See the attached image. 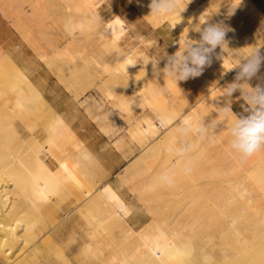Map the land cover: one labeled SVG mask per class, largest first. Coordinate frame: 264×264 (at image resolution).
Segmentation results:
<instances>
[{
    "label": "bare ground",
    "instance_id": "6f19581e",
    "mask_svg": "<svg viewBox=\"0 0 264 264\" xmlns=\"http://www.w3.org/2000/svg\"><path fill=\"white\" fill-rule=\"evenodd\" d=\"M19 1L0 0V3L16 5ZM28 1L33 6L30 16L37 18L41 0ZM65 1L73 2L78 16L63 18L66 45L54 49L52 57L41 56L48 68L59 70L60 64L56 67L51 59L64 65L75 58L79 52L73 47L79 42L78 35L95 27H100L96 41L102 42L103 53L109 58L95 63L105 74L136 71L157 59L144 49L125 43L129 39L128 18L118 15L106 23L97 11L100 0ZM236 1L233 3L240 2ZM140 2L145 6L151 0ZM192 2L181 0L179 10L171 17L153 16L154 26L174 35L187 34L183 39L175 38L183 44L188 38H200L194 29L208 18V10L206 4L192 10L187 7ZM23 12L25 18L27 12L24 9ZM142 15H146L145 9ZM263 29L259 27L258 31ZM232 36L245 44L252 40L241 39L236 31ZM138 38L145 42L142 36ZM146 44L158 51L153 42ZM209 66L220 72L216 78L219 86L212 89V101L203 104L200 101L199 109L196 105L188 107L181 115L172 107L175 103L172 88L160 90L148 84L136 91L111 93V116L125 118L130 138L142 150L133 167L126 168L119 178L121 188L133 185L134 198L128 205L119 200L117 191L112 190L115 187L112 191L100 190L107 182L99 185L94 158L70 125L49 110V101L46 103L33 87L17 86L22 74V79L25 77L30 85L29 78L20 71L21 77L9 73V79L7 71V75L1 73L0 261L7 264H264V179L258 174L260 165L264 164V149L241 159L230 147L226 127L214 139L211 122L217 118L216 101H223L222 88L234 82L236 75H233V62L222 49L214 50ZM10 78L14 81L12 85ZM143 89L148 93L144 94ZM165 92L169 97L164 96ZM85 109L96 120L101 105L91 103ZM43 115L52 117L54 141L40 142L33 134ZM163 115L170 117L166 124L161 123ZM18 120L28 126L31 131L28 136L21 134ZM185 120L208 122L205 139L200 140L194 134L175 135L177 124ZM184 139L194 144L185 159L167 153L165 149L170 141L180 143ZM14 142L20 147H13L12 151L10 146ZM165 172L171 175V184L161 178ZM204 194L210 199L206 207L201 201ZM175 207L180 210L169 215V209ZM205 208L210 209L204 211ZM217 239L224 241L223 246L233 239L234 245L230 249L220 246L215 251L213 244ZM231 248L235 249L233 256Z\"/></svg>",
    "mask_w": 264,
    "mask_h": 264
},
{
    "label": "rangeland",
    "instance_id": "374dc122",
    "mask_svg": "<svg viewBox=\"0 0 264 264\" xmlns=\"http://www.w3.org/2000/svg\"><path fill=\"white\" fill-rule=\"evenodd\" d=\"M34 1L36 2V0ZM74 1H77L80 3L85 2V0H74ZM122 1H126V3L129 2V4H131L132 6V9H135V11L139 13V15L145 21L151 24L154 29L156 30L158 29L157 31L161 32V30L156 25H155L156 27L154 26L153 16L150 15V9L148 7V4H145V6H143L142 5L143 3L140 2L142 0L140 1L137 0V3L135 2L136 0L135 1L134 0H122ZM114 2L115 0H100V5L97 6V11L100 13V16L102 17V19L106 21V23L107 21L109 22L113 20L116 16H118L117 14L115 15L114 9L112 8V3ZM4 3L2 4L0 3V20L2 19L6 21V23L10 26L11 30L13 32H17V34L20 37L19 39L20 43H23L29 48L33 49L35 53L39 56L41 61H42L41 56L49 55L52 57L54 55V51H55L54 49H57V48L59 49L66 45L67 38H65L63 30H62L63 18L67 16H78V12L75 10L73 2H67L65 0H41L39 2V5H40V7L38 8L39 10L37 9L36 11L39 13V14L36 13V15L37 14L39 15V16L37 15V18L39 19L32 18L30 16L33 10V6L31 5V3H29L28 0H20L19 3L16 5L8 4L6 2ZM16 7L18 8V10ZM141 7H143L142 10L140 9ZM23 9L24 11L27 12V15H25V18L23 16V13H24ZM143 9H145L146 15H142ZM40 15H43V17ZM80 19L82 18L80 17ZM99 30H100V27H95L94 29L90 28V30L89 29L85 30L83 32L84 34L80 33L78 35L79 42L75 44L73 47L74 50L76 52H79L80 54L78 53V55L77 54L75 55V58L72 59L74 61L68 60L67 63L65 61V64L61 65V62L54 58V59H51V62H54L56 67H58V64H60L59 70L57 72L55 68L53 69L50 67L49 69L54 74H56L59 79H61L60 80L61 83L64 84L68 90L70 88L71 90V91L69 90L70 93L72 92L73 94H75L76 100L79 101V103L83 105L87 104V106L91 103L92 104L99 103L101 105V110L99 111V117L96 120L92 119L94 120V122L97 124V126L100 128L101 131L102 129L103 131L110 130L111 129L110 126H112L113 124L118 125L117 127L118 131L116 133L110 132L106 134L105 132L103 131L102 132L105 135H107L108 138H111L113 140L114 146L117 148V150L123 153L125 158L127 159L131 158L130 163L126 167V168L131 169L134 165V161L141 154V150H140L141 148L138 146L137 142L135 141L134 143L140 149H138L133 144L130 145V134L128 132V123L126 122L125 118L111 116L110 111L112 110V102H113V98H111L112 96L111 93L113 94V92L116 93L117 91L118 92L136 91L138 88L141 89L148 84H154L156 88L158 89L160 88L153 80H149L147 82L143 80L145 77H149L151 75V72H154L153 65H147V66L143 65V66H140L138 70L136 71L130 70L128 73L120 72L114 75L105 74L103 72V68L95 63L96 61H101L102 63L103 61L109 60V58H106L105 54L103 53L104 51L102 50V46H101L102 42L100 41L98 42V40L96 41V35L98 34ZM163 32H166L168 37L170 38L171 47L174 50V52L178 50L179 44L181 43L178 40L183 39L184 37L187 36V34H184L185 36L174 35L172 33H168L165 30ZM136 34L138 36L141 35L140 32L138 31ZM176 37L178 38V40H175ZM127 39L125 43H128ZM195 40H199V38H195ZM182 44L183 43L180 44L181 47H183L184 45ZM0 52H1L0 58L3 59L6 56L5 54L7 53L4 54V50L1 44H0ZM8 57L10 56L7 54V57L3 59V60H7V63L4 61L6 64L4 62L2 63L3 60L0 59V67L2 68V69L0 68V74L2 73L1 75H3L5 73V75L7 74L9 75V73L10 74L13 73L16 76L21 77V75L18 72L20 71L21 74L24 72L16 65V63L13 61L14 59H11V57L10 59H8ZM9 60L13 63L12 64L9 63L10 62ZM42 62L44 63V61ZM63 66L65 67L62 68ZM64 69L65 71H63ZM59 71L60 73L61 72L62 73L60 74ZM69 72H71V74H68ZM219 73H220L219 69L217 70L211 66L205 67L204 71L199 77L189 79L190 86H192L193 88H199V90L183 91L182 95L175 81L169 77L163 76V80L166 84L165 89L172 88L171 92L174 94V101H175L172 107L176 111V113L181 115L185 113L187 109H189L188 107H194L196 105L195 108L199 109L200 104H203L207 101H212L211 97L214 96V93H212V89L214 87L217 88L219 86L218 84L219 80H216V78L219 76ZM8 75L6 77L9 79L10 75L9 76ZM23 76L24 75L22 74V77ZM22 77L17 81L18 82L17 86H21V87L30 86L31 88L33 87L34 89H36L34 86H32L33 85L32 83H30L29 85V83L27 82L28 84L27 85L25 82L26 78L24 77L25 79L24 78L22 79ZM10 80H8V82ZM12 82L14 81L11 80L9 85H12L13 84ZM14 85L16 84L14 83ZM160 90H164V89H160ZM142 92L144 94H147L148 90L143 89ZM86 95L89 98H85L82 101L81 97H87ZM190 95L192 96L197 95V97L191 99ZM175 98L179 100L178 101L179 104L176 102ZM39 102L41 103V100H39ZM42 102L44 101L42 100ZM223 103L224 102L220 99H217L216 101L217 106L221 105L222 107ZM42 118H41L42 121L40 120L39 122L40 123L39 128L36 129V131L33 132V134L39 138L40 142L54 141L56 139V135L52 129V117L48 115H45V116L43 115ZM110 118H115L117 120L116 122H113V121L106 122V120ZM97 120H100V121H97ZM19 121L20 120H18V122ZM18 126H20V128L19 127L18 128L22 130L21 131L22 135L28 136L29 133H31V131L28 130L29 128L26 125V123L25 124H23V122H21L20 124L18 123ZM21 126L22 127L24 126L23 129ZM69 140L72 141L71 138ZM184 141H187V140L184 139ZM13 147L15 149H18L20 145L18 142H14L13 144H11L10 149ZM125 169L121 171L115 178H113V181L118 186H121L122 184V180H120L119 178L120 177L122 178V176L124 175L126 171ZM258 174L260 177H262L261 179H264L263 178L264 177V164L260 165ZM99 185H102V184L100 183ZM104 186L105 184L101 186L100 190L105 191L102 189ZM124 189L122 190V194H124L125 197L128 199H131V198L133 199L134 198L133 197L134 194L132 192L133 185L132 184L127 185L125 186ZM208 199L209 197H207L206 194H204V197L201 198V201L203 202L205 207L208 206L210 203L209 202L210 199L209 200ZM209 209L210 208H205L204 211H208ZM174 210H180V207H175V209H169V212H168L169 215L172 214V212H175ZM227 241H228L227 245L223 246L224 241L217 239V241H215V244H213L215 247L214 250L217 251L220 246L227 247L228 249H230V247L234 245L233 244L234 241L233 239L232 241L230 240V242L229 240ZM235 243L237 242L235 241ZM230 253L233 256L235 253V249L231 248ZM229 262L231 263L233 261L230 260ZM0 264H7V262L0 261Z\"/></svg>",
    "mask_w": 264,
    "mask_h": 264
},
{
    "label": "crops",
    "instance_id": "0c3cea01",
    "mask_svg": "<svg viewBox=\"0 0 264 264\" xmlns=\"http://www.w3.org/2000/svg\"><path fill=\"white\" fill-rule=\"evenodd\" d=\"M233 1L235 3L236 0H193L192 4H189L190 6L188 5L187 7H190L192 10H198L201 4H206L208 18L211 17L210 22L218 23L222 21L232 29V31L226 34L225 39L227 43L223 45V49L220 47H217V49H222L225 55L233 62L235 66L233 75H236L238 72L237 67L243 60L247 59L248 56L257 49L264 50V29L258 31L259 27H264V0H250L246 3L242 0L241 3L239 2L240 4H234ZM112 8L114 9L115 15L121 16L122 19L128 18L129 21L126 23V26L128 27L129 39H127V41L132 48L139 47V49H144L149 56H155L156 58H161L165 54L172 55L175 53L171 47V40L167 33L163 31L158 32L154 29L151 24L145 21L139 13L135 11V9H132L129 2L126 3V1L115 0V2L112 3ZM191 9L189 10L191 11ZM234 9V13L229 14ZM137 31L140 32L141 35L138 36L136 34ZM233 31H236L241 39L251 38L252 40L250 39L251 41H249L248 44L237 41L236 39L234 40V36H232ZM141 36L145 39V42H143L141 38H138ZM19 39L20 37L17 32H13L6 21L1 19L0 44L4 52L7 53L11 59H14L13 61L16 65L28 78H30L29 80L40 92L42 97L45 98L46 103L49 101L47 103L49 110L60 115L70 125L77 139L84 143V148L95 160V165L93 166L94 170L99 174L98 180L101 184L108 182L102 189L105 191L106 189L109 191H117L116 195L119 197V200L125 205H128V203L130 204L133 199H128L122 194L124 188L118 186L113 181V178L128 166L131 158H125L123 153L114 146L113 140L108 138V136L103 133L105 131L102 132L92 118L89 117L85 109L87 104L81 105L79 101L76 100L75 94L68 91L66 86L61 83V79L40 60L35 51L25 44L20 43ZM258 39L260 40L259 43H255L256 41L254 40ZM148 41L153 42L158 51L148 48L146 44ZM141 61L142 60H139V62ZM165 63L166 57L160 60L159 69H163ZM68 74H71V72ZM143 80L146 82L153 80L160 89H165L166 87L162 72H151V75L145 77ZM189 83V79L178 82L177 86L181 95L183 91L199 90V88L190 86ZM252 83H264V67L261 68L258 77L254 79ZM234 94L232 111L234 114H239L242 112L240 105L243 101L239 99L241 95L240 92L237 91ZM164 96L169 97V93L165 92ZM190 97L193 99L197 97V95H190ZM85 98L89 97H81V100L83 101ZM175 100L178 103L179 100L177 98H175ZM79 104L82 107H80ZM116 120L115 118H110L106 120V122H116ZM110 127L111 129L108 130L106 134L110 132L116 133L118 131L117 124H113ZM131 144L136 146L134 141L130 138V145Z\"/></svg>",
    "mask_w": 264,
    "mask_h": 264
},
{
    "label": "clouds",
    "instance_id": "9594fccd",
    "mask_svg": "<svg viewBox=\"0 0 264 264\" xmlns=\"http://www.w3.org/2000/svg\"><path fill=\"white\" fill-rule=\"evenodd\" d=\"M180 2L181 0H151L148 5L150 15L171 17L178 11ZM235 9L229 14H233ZM210 20L211 17L206 18L195 27L194 30L200 33L199 40L188 38L183 47L179 44V48L174 54H165L161 58L150 60L153 71L162 72L164 77L173 79L176 84L180 81L199 77L205 67L211 64L214 50L217 47L223 49V45L227 43L226 34L232 31L222 21L212 23ZM200 25L204 26L201 27ZM165 57V66L163 69H159V62ZM262 67H264V50L260 49L252 52L247 59L241 62L237 67L238 72L234 82L222 88L221 98H223L224 103L222 107H216L217 118L211 122L214 139L219 132L225 127L227 128L230 147L241 159L250 158L264 149V83H252L258 77ZM237 91L241 94L239 99L243 101L240 105L242 112L233 115L232 97ZM230 117L231 122L229 123ZM160 119L162 124H166L170 117L163 115ZM208 130V122L206 123L205 120H185L177 124L175 135L187 137L194 134L203 140ZM193 147L194 144L188 141L180 143L170 141L165 150L171 155L185 159ZM161 178L168 184L173 182L171 175L167 172L163 173Z\"/></svg>",
    "mask_w": 264,
    "mask_h": 264
}]
</instances>
